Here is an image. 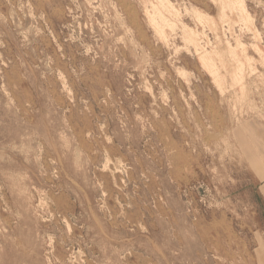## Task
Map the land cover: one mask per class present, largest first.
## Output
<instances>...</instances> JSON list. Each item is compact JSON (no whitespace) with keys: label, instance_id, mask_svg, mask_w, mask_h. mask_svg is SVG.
Masks as SVG:
<instances>
[{"label":"rangeland","instance_id":"obj_1","mask_svg":"<svg viewBox=\"0 0 264 264\" xmlns=\"http://www.w3.org/2000/svg\"><path fill=\"white\" fill-rule=\"evenodd\" d=\"M168 1L219 82L156 0H0V264H264V0Z\"/></svg>","mask_w":264,"mask_h":264},{"label":"bare ground","instance_id":"obj_2","mask_svg":"<svg viewBox=\"0 0 264 264\" xmlns=\"http://www.w3.org/2000/svg\"><path fill=\"white\" fill-rule=\"evenodd\" d=\"M224 8H237L245 17L242 18L244 21H249L250 18L244 7L243 0H227L223 6ZM188 11V10H186ZM192 16L200 24L205 23L208 19L199 10L193 9L191 11ZM243 14V15H244ZM150 25L160 36H166V30L169 29L171 33L175 32L179 26L182 28V40L185 42L189 49L190 47L196 50L198 59L202 66L213 76L215 82H219L221 77L217 72V66L213 55L209 52L201 50L200 35L198 31L188 27L181 21V15L179 10L168 0H156L151 3V10L147 12ZM215 27V23H211ZM250 32V31H249ZM257 48V47H256ZM234 53V51L232 52ZM238 71H242V67H238ZM239 75H235L236 80L239 79Z\"/></svg>","mask_w":264,"mask_h":264}]
</instances>
